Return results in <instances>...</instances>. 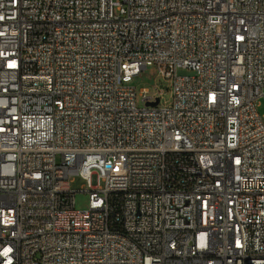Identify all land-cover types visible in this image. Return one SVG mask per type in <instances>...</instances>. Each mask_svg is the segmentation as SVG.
<instances>
[{"label": "built area", "instance_id": "obj_1", "mask_svg": "<svg viewBox=\"0 0 264 264\" xmlns=\"http://www.w3.org/2000/svg\"><path fill=\"white\" fill-rule=\"evenodd\" d=\"M261 99L264 0H0V264H264Z\"/></svg>", "mask_w": 264, "mask_h": 264}, {"label": "rangeland", "instance_id": "obj_2", "mask_svg": "<svg viewBox=\"0 0 264 264\" xmlns=\"http://www.w3.org/2000/svg\"><path fill=\"white\" fill-rule=\"evenodd\" d=\"M180 74H188L191 73L190 70L185 68H179ZM131 85L136 87L137 90V101L140 106L143 105L141 90L143 88H148L151 93H154L156 86L163 88V103L170 102L172 99V91H171V83L170 80L161 76L155 66H149L144 69L140 74L133 77L131 81ZM259 111L264 116V99H261V103L259 105ZM85 185V181L80 176H74L72 180L71 187L76 192V208L85 209L89 205V193L83 191V187Z\"/></svg>", "mask_w": 264, "mask_h": 264}, {"label": "water", "instance_id": "obj_3", "mask_svg": "<svg viewBox=\"0 0 264 264\" xmlns=\"http://www.w3.org/2000/svg\"><path fill=\"white\" fill-rule=\"evenodd\" d=\"M158 101H159V99L157 101H155V102H150L149 104L156 105L158 103Z\"/></svg>", "mask_w": 264, "mask_h": 264}, {"label": "bare ground", "instance_id": "obj_4", "mask_svg": "<svg viewBox=\"0 0 264 264\" xmlns=\"http://www.w3.org/2000/svg\"><path fill=\"white\" fill-rule=\"evenodd\" d=\"M243 264H256L255 262H243Z\"/></svg>", "mask_w": 264, "mask_h": 264}]
</instances>
